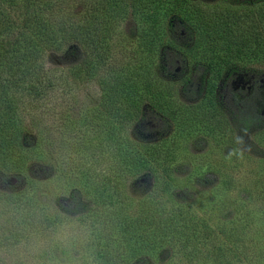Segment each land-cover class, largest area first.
Listing matches in <instances>:
<instances>
[{
    "label": "rangeland",
    "instance_id": "obj_1",
    "mask_svg": "<svg viewBox=\"0 0 264 264\" xmlns=\"http://www.w3.org/2000/svg\"><path fill=\"white\" fill-rule=\"evenodd\" d=\"M98 1L69 0L71 19ZM169 2L149 11L155 35L141 4L110 0L118 11L100 19L96 43L45 53V79L73 104L65 111L57 93L53 102L20 97V123L0 131V264H118L123 248L152 238L161 251H142L138 264H264V21L237 20L225 0ZM142 47L166 95L184 111L202 103L194 114L161 113L160 97L143 91L124 126L123 151L138 163L126 174L131 162L105 143L96 107L82 104L99 103L103 76L137 65ZM89 58L100 62L95 81L79 71ZM96 177L100 189L89 185Z\"/></svg>",
    "mask_w": 264,
    "mask_h": 264
},
{
    "label": "trees",
    "instance_id": "obj_2",
    "mask_svg": "<svg viewBox=\"0 0 264 264\" xmlns=\"http://www.w3.org/2000/svg\"><path fill=\"white\" fill-rule=\"evenodd\" d=\"M161 1L164 0H134L135 5L138 4L136 7L141 4L143 9L146 10L144 13H140L144 18L139 16V19L151 25L148 29L154 32L153 35L156 34L158 27L153 13H158L156 6L162 4ZM225 1H227L225 10L231 16L233 14L237 20H239V16L243 17L244 20L250 16H257L264 21V0ZM68 2L69 0H0V104L4 105L2 108L0 106V110L13 111L8 115L0 111V131L8 130L18 122L20 123L17 118L18 115L15 114L16 106L14 104L20 97L39 98L43 96L53 102L55 100L53 99L54 95L57 93L58 101L55 104H63L62 107L65 111L70 108V104H73V101L71 102L70 99H66V96L62 95V92L66 94L68 90L59 85L61 88L59 92L58 86L57 89L56 87L52 88V82L47 81L50 78L45 79L42 59L45 57V53L49 51L48 49L55 48L57 43L65 44V42L71 41L75 45L78 42L84 47L96 43L95 37L102 30L98 26L101 24L100 19L102 18L104 22L106 16L113 11H118V9L110 5V0H99L95 6V0L92 8L86 7V4L84 5L86 8L79 15L82 18L80 19L81 22H76V20L71 19L73 4L67 5ZM80 2L81 0H79ZM170 2L174 3V5H170L174 8L175 5H180L182 2L187 3L188 0H170ZM247 27H250V25H247ZM59 28L62 31L58 35L56 30ZM149 37L148 43H152L151 34ZM139 51L136 50L134 53V59L138 62L137 65L130 66V62H125L124 72L121 71L115 74L113 69L111 76L110 74L103 76L101 84L105 87L103 89L104 96L101 99L100 95L99 103L94 105L87 101V104H82L83 109L91 110L96 107L98 113L95 114L99 118V125L102 126L101 133L104 135L105 143L108 147L117 148V154L122 156L124 160L127 159V163L131 162V166L124 168L123 172H126V174L128 171H132L138 163L133 161L135 157L128 154L127 150L123 151V142L126 138L124 126L130 117H135L141 112L140 107L142 96L145 95L144 92L150 95L157 94L160 97L162 107L158 108L159 103L155 109L156 111L162 109L161 113H163L164 107L170 109L174 106L175 110L177 107L183 112L194 114L196 107L199 109L200 103H202H198L196 107L189 106L186 111L181 109L182 103L180 105V102L177 103L175 99L171 98L172 95H166L169 87L160 84L159 73L157 72L159 67L149 66L148 64V60L153 59L152 49L142 47ZM99 57L103 59V55ZM94 59L85 60V67L80 66L81 68H79V71L82 69L81 75L86 76L87 80L95 81L93 79L98 78L97 63L100 62H95ZM210 64L213 63L210 62ZM129 66L130 71L128 70ZM141 69L142 72L138 73V70ZM74 71H77V69L73 70V73L77 74ZM204 71L201 70V74L200 71H197L196 76L200 75L202 77ZM133 75L137 77L133 78ZM46 76L48 77L47 71ZM67 102H70V104L66 107ZM52 106L57 107L53 104ZM95 125L93 124V126ZM87 126L89 127L88 124ZM4 135L7 134L4 133ZM114 142H116V146ZM0 151L3 150L0 148ZM87 176L90 178V174ZM100 180L103 179L96 177L92 180L91 178L89 185H92L95 189H100ZM10 196L16 201H20L19 203L30 204L31 201V198L24 199V196H20L18 192H12ZM46 220L49 219H44V221ZM146 222L147 220L143 218V215H139V225H144ZM128 227L137 228L135 225ZM171 229L172 225L168 228V233L172 231ZM123 230H125L124 225ZM174 237V240L170 243L172 247L177 244V240H181L177 235ZM155 250L157 252L161 251L155 238L146 242L143 241L140 244L126 246L122 250L125 254L118 264H138L140 260L136 258L142 251L153 253Z\"/></svg>",
    "mask_w": 264,
    "mask_h": 264
}]
</instances>
